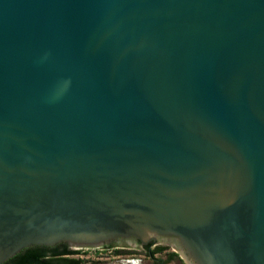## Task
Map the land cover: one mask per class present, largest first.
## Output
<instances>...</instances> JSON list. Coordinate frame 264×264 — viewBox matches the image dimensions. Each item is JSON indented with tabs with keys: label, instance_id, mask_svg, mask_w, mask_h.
Wrapping results in <instances>:
<instances>
[{
	"label": "water",
	"instance_id": "obj_1",
	"mask_svg": "<svg viewBox=\"0 0 264 264\" xmlns=\"http://www.w3.org/2000/svg\"><path fill=\"white\" fill-rule=\"evenodd\" d=\"M158 239L264 264V0H0V264Z\"/></svg>",
	"mask_w": 264,
	"mask_h": 264
},
{
	"label": "flooded vegetation",
	"instance_id": "obj_2",
	"mask_svg": "<svg viewBox=\"0 0 264 264\" xmlns=\"http://www.w3.org/2000/svg\"><path fill=\"white\" fill-rule=\"evenodd\" d=\"M69 249L74 251L71 255L75 256H79L89 249L99 250L96 258L89 260L86 264H107L108 262L102 261L108 260L111 261V264H177L179 261L177 258L181 259V256H184L179 243L172 239H158L147 243L140 240L134 243L114 241L89 248H72L69 246ZM176 249L179 250L178 253ZM60 250L63 251L64 248H60ZM110 256L116 260L112 261ZM183 258L184 262L188 263L186 258Z\"/></svg>",
	"mask_w": 264,
	"mask_h": 264
},
{
	"label": "trees",
	"instance_id": "obj_3",
	"mask_svg": "<svg viewBox=\"0 0 264 264\" xmlns=\"http://www.w3.org/2000/svg\"><path fill=\"white\" fill-rule=\"evenodd\" d=\"M60 248L64 250L61 251ZM72 253L74 251L66 244L53 247H31L22 250L3 264H80V259L66 256Z\"/></svg>",
	"mask_w": 264,
	"mask_h": 264
},
{
	"label": "rangeland",
	"instance_id": "obj_4",
	"mask_svg": "<svg viewBox=\"0 0 264 264\" xmlns=\"http://www.w3.org/2000/svg\"><path fill=\"white\" fill-rule=\"evenodd\" d=\"M177 253H178V250L176 249ZM99 252V250H94V249H89L85 252H83L81 255H70L69 257H74V258H77V259H80L81 260V264H86L89 260H93L96 258V255H98L97 253ZM178 255V254H177ZM105 257V256H104ZM111 257V260H116V258H112ZM182 258H177L179 261H177V264H188L186 262H184L185 260H183L184 256H181ZM102 262H108L107 264H111V261H102Z\"/></svg>",
	"mask_w": 264,
	"mask_h": 264
}]
</instances>
